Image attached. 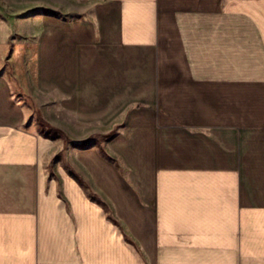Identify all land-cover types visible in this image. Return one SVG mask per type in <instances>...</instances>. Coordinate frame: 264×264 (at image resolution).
<instances>
[{"label":"crops","instance_id":"crops-1","mask_svg":"<svg viewBox=\"0 0 264 264\" xmlns=\"http://www.w3.org/2000/svg\"><path fill=\"white\" fill-rule=\"evenodd\" d=\"M0 264H264V0H0Z\"/></svg>","mask_w":264,"mask_h":264},{"label":"rangeland","instance_id":"rangeland-1","mask_svg":"<svg viewBox=\"0 0 264 264\" xmlns=\"http://www.w3.org/2000/svg\"><path fill=\"white\" fill-rule=\"evenodd\" d=\"M38 130L43 132V133L49 134L55 138H62L61 133H59V130L55 127H49L48 125L41 123L38 127ZM86 144H88V142H86ZM53 158L56 160L57 152H55V155H53ZM71 169L73 171L72 166H71ZM49 172L55 173V166L52 165V163H51V166L49 167Z\"/></svg>","mask_w":264,"mask_h":264}]
</instances>
